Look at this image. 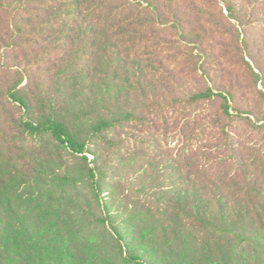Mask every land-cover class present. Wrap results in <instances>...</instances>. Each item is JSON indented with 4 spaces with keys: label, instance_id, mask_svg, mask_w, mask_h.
Segmentation results:
<instances>
[{
    "label": "rangeland",
    "instance_id": "374dc122",
    "mask_svg": "<svg viewBox=\"0 0 264 264\" xmlns=\"http://www.w3.org/2000/svg\"><path fill=\"white\" fill-rule=\"evenodd\" d=\"M113 3L89 15L82 7L73 27L60 16L23 53L0 49V92L16 73L31 72L85 146L81 154L60 149L59 159L51 141L26 144L16 176L0 179V264H124L130 256L246 264L235 256L237 240L212 228L245 230L264 252V128L252 127L264 122V0H156V10ZM208 89L227 96L230 118L220 96L169 107ZM2 106L9 138L20 118L36 116ZM157 106L168 115L165 128L140 124ZM126 115L138 121L105 133L110 144L91 133L99 119ZM10 146L17 160L19 147ZM89 168L99 176L100 204Z\"/></svg>",
    "mask_w": 264,
    "mask_h": 264
},
{
    "label": "trees",
    "instance_id": "16d2710c",
    "mask_svg": "<svg viewBox=\"0 0 264 264\" xmlns=\"http://www.w3.org/2000/svg\"><path fill=\"white\" fill-rule=\"evenodd\" d=\"M123 1L130 2L131 0ZM132 1L143 9L156 10L154 7L156 0H148L146 5H144L142 0ZM113 2L114 0H0V49L3 51L23 53L28 47L40 42V38L48 34L47 28H51L54 25V20L59 19L60 16H63L60 21L63 25L67 24L73 27L76 16L82 12L80 10L82 7L87 12V15H89L95 6L101 5V3H103V6H112L114 4ZM63 10L64 15L59 14ZM227 10L231 13L235 11L234 7L230 6V4L227 5ZM66 18L70 20L64 21L63 19ZM106 20H104V26L109 27L110 24ZM3 69V71L9 70L8 67H4ZM16 78L17 80L15 82L10 83L0 92V107H3L2 102L5 101L13 107L23 110L24 113L34 112L36 116L35 118H20L18 123L13 126L12 138L7 136L6 131L0 125V179L6 176H16L18 162H24L27 156L26 144L32 148L36 146L40 147L45 141H51L54 145L52 152L55 158L59 159H61L60 149H70L77 154H81L85 150L84 144L77 142L75 135L71 133L65 122L56 117L53 102L47 99L46 93L43 92V85L39 81H36L32 73L29 71H26V73L18 72L16 73ZM24 78L26 82H24ZM31 88L35 91L32 92ZM216 96L222 97L225 101L221 106V113L224 117L230 118V106L227 103V96L214 93L209 89L205 92H197L189 95L187 97V103L181 100H174L170 103L169 107L180 105L191 106L203 101H211ZM151 110L149 109V111ZM182 113L189 114V111L184 110ZM167 119L168 115L165 109L161 107L153 113L152 118L144 117L139 122L154 130L158 124H161L162 128H165ZM184 120L189 122V116ZM130 121L137 122L138 119L133 115H126L121 118L99 119L94 125H91V133L97 136L100 141L110 144L111 140L106 139L104 134L121 126L123 122L129 123ZM252 127L259 130L263 129L264 122L261 125L253 123ZM222 137H229L228 132L224 128L222 129ZM9 140H11L12 144H17V147H19L21 157L17 160H14L12 157L13 152ZM188 150L191 151L192 148ZM194 151H197V148ZM187 156V152L184 153V159L182 158L184 163L188 160ZM41 175H45V172L41 171L39 176ZM86 180L90 182L94 197L99 202L100 183L96 170L89 168L87 170ZM245 228L247 227L245 226ZM203 229L204 226L202 225L200 232ZM212 229L213 235H217L219 239L227 238L232 240L235 238L237 240L235 256L236 258L237 256L239 258L241 256L243 263L251 264L254 260L257 263H264L263 248L256 241L247 237L244 233L245 230H243V233H236L228 229ZM113 232L120 242L121 237L118 236L115 230ZM236 258L235 262L237 260ZM123 262L124 264H144L136 256L124 258Z\"/></svg>",
    "mask_w": 264,
    "mask_h": 264
}]
</instances>
